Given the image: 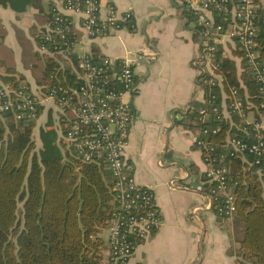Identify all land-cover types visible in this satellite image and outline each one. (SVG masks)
Masks as SVG:
<instances>
[{
    "label": "trees",
    "instance_id": "trees-1",
    "mask_svg": "<svg viewBox=\"0 0 264 264\" xmlns=\"http://www.w3.org/2000/svg\"><path fill=\"white\" fill-rule=\"evenodd\" d=\"M253 1L257 6L255 48L264 68V7L259 0ZM38 2L0 0V5L21 12L29 5L39 6ZM239 4L240 0H229L228 6ZM38 10L31 39L21 30L16 33L23 65L42 92L54 84L58 88L73 87L77 83L74 71L77 56L69 44L82 33L70 23V33L63 30L68 45H63L61 51L53 50L45 35L58 38L57 30L72 19L67 14L56 19L54 4L46 14L42 7ZM187 13L197 23L196 16L191 11ZM213 14L215 22L226 29L234 21L231 12L213 11ZM198 29L203 33L202 26L198 25ZM4 35L5 29L0 25V65L5 67L0 79L8 82L17 77L23 79L15 70L13 52L1 40ZM234 42L233 53L240 59L239 66L224 53L219 42L215 43L212 63L220 79L214 86L202 85L206 99H210L208 93L215 98L205 106L209 113L206 117L195 110L190 113L188 126L197 128V139L214 146L210 151L213 162L227 169L234 195L232 225L239 263L264 264V157L256 162L253 154L240 152L229 143L230 137L252 141L251 132L245 134L242 127L251 130L253 122L248 121L249 114L254 121L261 117L264 120V106H261L264 91L261 81L242 58V48ZM210 43L213 42L204 36L201 50ZM40 45L47 51H42ZM86 52L93 60L103 57L94 48ZM203 77L208 78L209 74L200 76ZM233 95L241 99L246 116H240L230 107ZM213 102L220 107L225 105L226 115L217 118L211 110ZM180 123L185 126L187 121ZM36 126L33 120L15 121L11 114L0 119V264H103L105 242L100 231L107 227L116 207L112 177L101 161L79 160L62 138H57V127L45 124L36 138ZM203 128L207 133L201 132ZM194 143L204 156L206 149ZM202 179L204 191L210 195L212 183L206 181L204 174Z\"/></svg>",
    "mask_w": 264,
    "mask_h": 264
},
{
    "label": "crops",
    "instance_id": "crops-1",
    "mask_svg": "<svg viewBox=\"0 0 264 264\" xmlns=\"http://www.w3.org/2000/svg\"><path fill=\"white\" fill-rule=\"evenodd\" d=\"M100 3L102 17L112 6L118 14L129 13L130 22L86 41V45L76 43L74 51L79 52L78 46L81 50L94 48L114 61L125 55L136 60L126 155L135 165L136 181L154 192L160 214L159 226L136 245L127 264H240L232 219L218 217L211 207L202 179L207 165L194 143L197 128L188 126L190 113H199L207 104L200 78L206 67L201 58L204 36L198 24L188 17L190 11L180 0ZM259 3L264 7V0ZM38 4L21 12L0 5V25L5 29L1 40L13 52L16 72L30 83L34 79L23 65L17 30L31 39L38 8L45 14L52 4L61 9L60 0H39ZM64 13L81 27V14ZM219 43L239 66L234 40L223 37ZM0 74H5L3 65ZM181 121L187 124L183 126ZM35 122L36 138L45 124L55 127L53 108L43 109ZM103 230L105 264L109 247Z\"/></svg>",
    "mask_w": 264,
    "mask_h": 264
},
{
    "label": "built area",
    "instance_id": "built-area-1",
    "mask_svg": "<svg viewBox=\"0 0 264 264\" xmlns=\"http://www.w3.org/2000/svg\"><path fill=\"white\" fill-rule=\"evenodd\" d=\"M196 16L199 26L203 27L206 40H211L202 53L201 58L208 78H201L204 86H214L220 77L213 70L215 43L223 37L236 41L243 50L246 63L261 81L264 91V68L256 50L255 14L256 4L253 0H240L238 6H228L229 0H180ZM100 0H65L61 1V9L57 8L56 19L65 12L82 15L81 36L76 43L90 41L103 36L111 30H118L127 24L130 14H118L109 6L108 13L100 15ZM213 11L231 12L234 19L226 29L214 20ZM70 23L58 29V38L49 34L45 39L51 41L53 50L61 51L63 45H68L65 32L70 33ZM64 30V31H63ZM72 32V30H71ZM74 34V32H73ZM86 48V46H84ZM42 51L46 47L40 45ZM75 66L76 85L70 88L57 87L56 84L42 92L34 83L16 78L8 82L0 79V119L11 114L15 121H36L43 109L53 108L54 118L58 128V137L62 138L67 148L82 162L101 161L112 177V190L116 203L115 212L107 225L108 255L105 264H127L136 245L144 240L160 224V214L155 201V195L148 186L139 184L135 178V165L126 155L132 123L133 107L130 100L135 88V59L129 55L114 61L108 56L93 60L86 49L76 52ZM241 58V59H242ZM233 90V94H234ZM212 102L215 96L209 94ZM230 107L240 116H246L239 96H231ZM214 103V102H213ZM220 107L214 103L211 110L220 118L226 115L225 105ZM261 106H264V100ZM207 108H202L200 114L206 117ZM57 113V114H56ZM251 130L242 127L245 134L251 132L252 141H244L235 137L229 138V143L240 152L255 156L256 162L264 157V120L254 121ZM62 126V128H61ZM216 130L213 129V132ZM202 133H207L203 128ZM195 142L206 149L203 161L207 168L204 172L206 181L212 183L210 194L211 207L218 217L230 219L235 205L232 185L229 183L227 169L215 164L210 151L214 146L201 139Z\"/></svg>",
    "mask_w": 264,
    "mask_h": 264
},
{
    "label": "rangeland",
    "instance_id": "rangeland-1",
    "mask_svg": "<svg viewBox=\"0 0 264 264\" xmlns=\"http://www.w3.org/2000/svg\"><path fill=\"white\" fill-rule=\"evenodd\" d=\"M76 50L77 51H80L81 50V47L80 46H78L77 48H76ZM251 114H249L248 115V120H251ZM223 219H225V218H223ZM230 219H232V218H230ZM104 230H103V232H102V234H103V237H107V235H109V232H107L108 231V229L107 228H103ZM103 262H104V260H103Z\"/></svg>",
    "mask_w": 264,
    "mask_h": 264
},
{
    "label": "water",
    "instance_id": "water-1",
    "mask_svg": "<svg viewBox=\"0 0 264 264\" xmlns=\"http://www.w3.org/2000/svg\"><path fill=\"white\" fill-rule=\"evenodd\" d=\"M88 49H89V47H88ZM132 95H133V93L131 92V97H132ZM131 103H132V100H131ZM133 107V106H132ZM79 224H80V226H81V222H80V217H79Z\"/></svg>",
    "mask_w": 264,
    "mask_h": 264
}]
</instances>
